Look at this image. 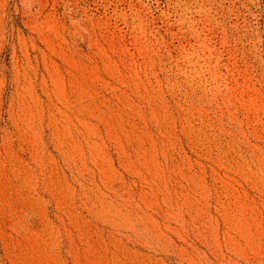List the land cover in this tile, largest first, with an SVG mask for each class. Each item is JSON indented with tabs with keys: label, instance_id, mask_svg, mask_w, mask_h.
Segmentation results:
<instances>
[{
	"label": "rangeland",
	"instance_id": "1",
	"mask_svg": "<svg viewBox=\"0 0 264 264\" xmlns=\"http://www.w3.org/2000/svg\"><path fill=\"white\" fill-rule=\"evenodd\" d=\"M0 264H264V0H0Z\"/></svg>",
	"mask_w": 264,
	"mask_h": 264
}]
</instances>
